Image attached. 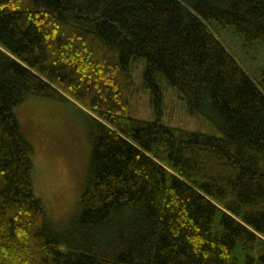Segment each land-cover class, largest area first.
I'll return each mask as SVG.
<instances>
[{
  "label": "trees",
  "instance_id": "16d2710c",
  "mask_svg": "<svg viewBox=\"0 0 264 264\" xmlns=\"http://www.w3.org/2000/svg\"><path fill=\"white\" fill-rule=\"evenodd\" d=\"M214 24L264 44V0H0V264H264V71ZM138 61L154 122L128 116ZM158 76L219 137L161 124ZM28 97L87 119L64 226L34 194Z\"/></svg>",
  "mask_w": 264,
  "mask_h": 264
},
{
  "label": "rangeland",
  "instance_id": "374dc122",
  "mask_svg": "<svg viewBox=\"0 0 264 264\" xmlns=\"http://www.w3.org/2000/svg\"><path fill=\"white\" fill-rule=\"evenodd\" d=\"M222 45L236 58L251 79L264 71V44H246L233 28L214 24ZM144 62L130 67L135 83L128 116L154 122L158 118L151 104L150 90L142 81ZM162 96L160 123L204 135L219 137L204 117L189 115L184 102L163 78L157 77ZM69 104L53 99L28 97L13 112L26 141L32 146V183L47 218L55 226H64L77 210L86 181L90 148L87 119Z\"/></svg>",
  "mask_w": 264,
  "mask_h": 264
},
{
  "label": "crops",
  "instance_id": "0c3cea01",
  "mask_svg": "<svg viewBox=\"0 0 264 264\" xmlns=\"http://www.w3.org/2000/svg\"><path fill=\"white\" fill-rule=\"evenodd\" d=\"M72 112V111H71ZM72 114H73V112H72Z\"/></svg>",
  "mask_w": 264,
  "mask_h": 264
}]
</instances>
